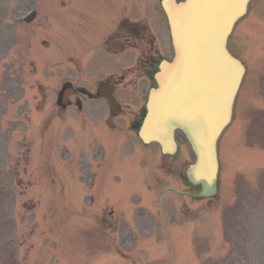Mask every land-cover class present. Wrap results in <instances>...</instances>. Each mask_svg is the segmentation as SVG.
<instances>
[{
	"label": "rangeland",
	"instance_id": "374dc122",
	"mask_svg": "<svg viewBox=\"0 0 264 264\" xmlns=\"http://www.w3.org/2000/svg\"><path fill=\"white\" fill-rule=\"evenodd\" d=\"M75 2L0 0V6H5V11L12 7L18 27L26 26L21 21L29 10L36 8L39 12L29 25L38 27L37 31L21 41L23 48L32 51H27L26 58H35L34 53L37 58L51 56L59 45L57 52L72 68V39L76 43L83 39L71 15ZM249 10L237 23L229 42L230 50L245 63L247 75L236 102L235 118L219 143V193L212 203L165 193L168 209L162 216L155 210L166 185L185 184L183 168L193 154L182 136L180 152L170 160L173 167L156 161L152 168L144 159L142 169L139 163L117 166L124 179L112 180L128 192L141 184L145 190L151 183L157 186V193L152 195L155 202L151 200L143 206L149 215L140 223L142 233L133 231L139 238L134 241L129 236L122 241L137 249L123 248L122 256L128 262L120 260L119 247H111L118 244L114 242H119L120 235L105 237L98 226L87 225L90 217L86 198L92 183L88 170L92 156H87L98 149L95 143L83 142L94 140L89 114L92 106L87 102L80 114L74 107L62 112L56 104L62 80L77 82V75H89L88 80L95 87L97 78L115 72L111 59L96 52L93 63L99 70L78 71L80 74H53L50 71L56 72V64L52 63L55 69L45 62L41 66L43 61L35 62L39 68L35 73L31 62L26 67L22 64L24 73L29 70V81L25 75L19 78L16 72L12 87L15 90L0 91V264H139L137 252L148 250L154 252L145 255V264H264V95L259 90L264 89V0H253ZM96 15L104 20L99 8ZM143 15L156 22L158 14L148 10ZM133 16L131 19L136 18ZM60 23L63 37L57 44L55 28ZM166 34L169 35L167 27ZM46 40L52 43L46 47L51 48L44 47ZM138 84L147 86L148 80L143 78ZM1 87L7 88L0 78ZM138 105L129 106L123 117H132L129 111ZM245 129L252 134L250 141H246L250 133ZM127 171L133 174V181H126ZM185 203L191 204L190 216H184ZM80 205L82 209H78ZM116 217L126 222L127 216ZM173 227L184 231L183 235L173 232L178 231Z\"/></svg>",
	"mask_w": 264,
	"mask_h": 264
},
{
	"label": "water",
	"instance_id": "95a60500",
	"mask_svg": "<svg viewBox=\"0 0 264 264\" xmlns=\"http://www.w3.org/2000/svg\"><path fill=\"white\" fill-rule=\"evenodd\" d=\"M250 0H165L175 46L172 62L163 61L150 92L140 136L158 141L174 153L176 128L188 136L196 154L187 176L200 184L197 196L217 192V140L230 122L235 96L245 72L243 63L227 49L235 22ZM112 110L114 92L100 90Z\"/></svg>",
	"mask_w": 264,
	"mask_h": 264
},
{
	"label": "flooded vegetation",
	"instance_id": "af4514ba",
	"mask_svg": "<svg viewBox=\"0 0 264 264\" xmlns=\"http://www.w3.org/2000/svg\"><path fill=\"white\" fill-rule=\"evenodd\" d=\"M98 8L104 20L99 19L96 15ZM148 10L153 13L162 12L161 0H76L73 6V16L76 26L81 29L83 39L75 45V52L71 57L75 62L74 67L71 68L70 63L66 60V65L69 66L67 70L75 69L77 72L98 71L99 67L94 65L93 58L96 52H99L103 57L109 56L112 58L110 62L115 72L111 73L110 79H113V76L118 78L114 84L120 102L123 104L124 101L129 106V101L145 100L147 92L153 83L152 76L159 62L163 58L171 57L173 54L171 40L163 31V27L158 26L157 23L154 27H151L140 20L130 21L126 17L127 13L136 14L147 12ZM114 15L118 18L112 20L111 18ZM12 17L14 18V12L7 11L6 14L2 15L0 11V77L7 84V88L4 89L2 87V91H7L8 93L11 92L10 90L14 91V89L9 88V84L12 82V70L15 68L16 63L19 67L22 64L24 66L28 64L22 48L17 47L15 38L11 36L12 27H9V23ZM102 36L103 39L98 43V39ZM46 62H54L60 73L65 71V60L60 54L47 58ZM128 75L134 77L135 80L143 76L148 77L149 86L143 87L141 91L138 89L137 84H126L121 87ZM73 87H83L82 91H88L82 85H74ZM69 100V106L79 107L78 104L80 103V108H82L86 97L81 93H73L69 95ZM98 100H101L109 111L107 116L98 119V121L92 118V125L98 130L111 132L114 129L118 131L128 124L129 118L121 121L118 116L111 114L105 100ZM128 125L133 130L134 127H138V122L134 126L132 119ZM117 135L120 139L121 136ZM128 144L129 140L124 139L121 147L128 148ZM135 150L137 149H131L128 153L129 157L137 155ZM145 153V157L151 161H158V155L155 151L147 150ZM107 157L112 158V155L109 152L106 155L104 153L101 159L103 160ZM171 158L170 156L163 157L162 166L173 167L170 162ZM96 166L101 167L100 163ZM96 166L92 165V168ZM105 172H109L106 167ZM112 178L120 181L123 176L116 170ZM89 199L91 205L89 216H103V224L114 231H119L120 221L118 219L112 221L109 216H145L142 210L129 207L133 205L141 206V197L137 195L128 196L125 191L118 193L112 189L109 181L101 182L99 187H95V182H93ZM122 204L128 205L129 215H126L122 208L117 207ZM185 205V214L189 216L191 212L190 205Z\"/></svg>",
	"mask_w": 264,
	"mask_h": 264
}]
</instances>
